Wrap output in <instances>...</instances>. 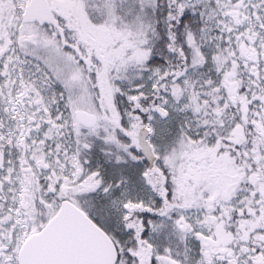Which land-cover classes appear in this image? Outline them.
<instances>
[{
	"label": "snow or ice",
	"instance_id": "obj_1",
	"mask_svg": "<svg viewBox=\"0 0 264 264\" xmlns=\"http://www.w3.org/2000/svg\"><path fill=\"white\" fill-rule=\"evenodd\" d=\"M0 264H264V0H0Z\"/></svg>",
	"mask_w": 264,
	"mask_h": 264
}]
</instances>
